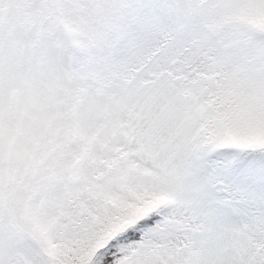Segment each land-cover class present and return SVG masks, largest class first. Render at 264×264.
<instances>
[{"label":"snow or ice","instance_id":"1","mask_svg":"<svg viewBox=\"0 0 264 264\" xmlns=\"http://www.w3.org/2000/svg\"><path fill=\"white\" fill-rule=\"evenodd\" d=\"M0 264H264V0H0Z\"/></svg>","mask_w":264,"mask_h":264}]
</instances>
